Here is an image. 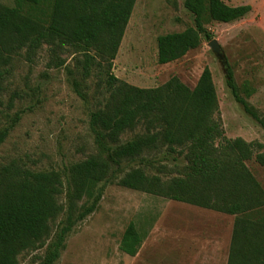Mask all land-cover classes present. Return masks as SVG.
Here are the masks:
<instances>
[{
	"label": "trees",
	"instance_id": "obj_1",
	"mask_svg": "<svg viewBox=\"0 0 264 264\" xmlns=\"http://www.w3.org/2000/svg\"><path fill=\"white\" fill-rule=\"evenodd\" d=\"M135 1L15 0L13 7L0 5V91L13 54L24 48L33 54L47 44L53 50L68 46L82 53L84 76L97 68L108 93L102 107L90 113L89 125L97 144L111 152L108 158L90 155L67 169V217L42 264L55 263L66 235L96 209L100 185L119 173L124 161L160 147L169 153H184L181 176L163 179L137 167L124 172L117 184L233 215L227 264H264V189L246 165L254 159L264 166L263 145L225 135L210 70L203 69L193 88L175 76L160 86L141 88L112 73ZM183 4L194 24L157 37L159 64L180 59L203 38L210 40L205 28L209 22L231 23L251 11L248 4L231 6L222 0H184ZM226 85L235 101L264 127V118L247 100L252 90L239 87L230 69ZM139 124L145 133L120 143V136ZM7 133L6 129L0 131V145ZM63 191L58 171H34L16 161L0 165V264H19L21 253L45 245L51 223L65 211L60 202ZM144 237L130 222L120 250L135 256Z\"/></svg>",
	"mask_w": 264,
	"mask_h": 264
},
{
	"label": "rangeland",
	"instance_id": "obj_2",
	"mask_svg": "<svg viewBox=\"0 0 264 264\" xmlns=\"http://www.w3.org/2000/svg\"><path fill=\"white\" fill-rule=\"evenodd\" d=\"M183 1H135L113 61L112 73L119 80L141 88L160 86L173 76L193 88L207 67L216 88L217 116L225 135L259 142L264 151V127L235 101L226 85V72L230 69L239 87L246 85L252 90L247 100L257 115L264 118V0H222L231 6H251L249 14L240 20L231 23L211 21L205 25L210 40L215 39L221 48L222 60L212 51L210 40L203 38L197 48L180 59L159 64L157 37L194 24L193 15L184 7ZM0 5L13 7L15 0H0ZM83 59L82 53L71 47L53 50L50 45L43 44L33 54L21 49L12 55L5 67L0 91V131L6 129L8 133L0 145V165L16 161L34 171L55 170L64 182L60 196L64 213L51 223V234L45 245L21 253L19 264H42L49 245L66 220L69 166L93 154L108 158L111 152L97 144L89 125L90 113L101 108L108 95L104 76L95 68L85 77ZM144 133L143 125L139 124L133 130L125 131L120 136V143ZM183 155L169 153L166 147H160L124 161L121 171L100 185L101 198L96 209L66 235L65 246L54 264H176L177 250L174 241L170 240L176 226L193 221V227L208 230L210 223L205 219L208 216L215 218L219 213L202 210L206 218L193 216L184 220L174 217L173 210L193 206L173 201L174 207L168 208L162 220L169 226V237L156 242L151 230L168 199L122 187L117 180L124 172L137 167L163 179L181 176L186 164ZM246 165L264 189V166L254 159L246 161ZM233 220L230 216L229 223ZM130 222L145 234L136 260L119 247Z\"/></svg>",
	"mask_w": 264,
	"mask_h": 264
},
{
	"label": "crops",
	"instance_id": "obj_3",
	"mask_svg": "<svg viewBox=\"0 0 264 264\" xmlns=\"http://www.w3.org/2000/svg\"><path fill=\"white\" fill-rule=\"evenodd\" d=\"M173 201L174 200L167 201L165 207L162 208V211L159 214L158 221L154 224L151 230V235L155 234L156 236V242L160 238L169 237V232H167L169 226H167L162 220L165 218V213L168 211V208L173 206ZM188 205L193 206L194 208L176 206L177 208L173 210L175 212H172V215L186 220L188 217L190 219L195 216L206 218V213L202 210L217 212L191 204ZM217 213H219L217 217L214 218L208 216L209 218L205 219V221L210 223V229L208 230L202 229L201 227H193V221L186 222L184 226H176L177 229L174 233V237L170 239L171 241H174V246L177 250V253L175 254L177 259L176 264H227L234 220L231 224L229 223V220L230 216L233 215L222 212ZM223 214L228 215L229 217L224 216ZM139 254L140 249L135 256H128L136 260Z\"/></svg>",
	"mask_w": 264,
	"mask_h": 264
},
{
	"label": "water",
	"instance_id": "obj_4",
	"mask_svg": "<svg viewBox=\"0 0 264 264\" xmlns=\"http://www.w3.org/2000/svg\"><path fill=\"white\" fill-rule=\"evenodd\" d=\"M209 46L211 47L212 51L217 55V57H219V59L222 60L223 55H222L221 48L219 44L217 43V41L215 39L210 40Z\"/></svg>",
	"mask_w": 264,
	"mask_h": 264
}]
</instances>
